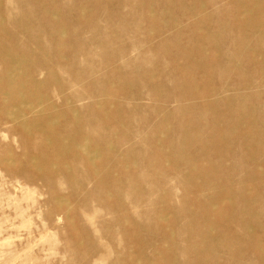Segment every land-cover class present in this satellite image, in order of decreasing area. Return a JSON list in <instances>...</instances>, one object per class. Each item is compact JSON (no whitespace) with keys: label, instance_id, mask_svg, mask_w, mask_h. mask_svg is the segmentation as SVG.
Here are the masks:
<instances>
[{"label":"rangeland","instance_id":"1","mask_svg":"<svg viewBox=\"0 0 264 264\" xmlns=\"http://www.w3.org/2000/svg\"><path fill=\"white\" fill-rule=\"evenodd\" d=\"M246 10L256 21L239 26ZM205 33L213 53L185 72L181 49ZM208 96L219 140L231 133L219 151L206 146L196 172L215 166L227 198L210 202L214 220L238 230L249 223L243 174L264 181V148L256 163L244 143L264 141V0H0V264H192L203 212L182 211L188 170L168 164L200 156V144L181 147L186 133L212 131ZM251 192L264 228V182ZM230 263L264 255L245 247Z\"/></svg>","mask_w":264,"mask_h":264},{"label":"bare ground","instance_id":"2","mask_svg":"<svg viewBox=\"0 0 264 264\" xmlns=\"http://www.w3.org/2000/svg\"><path fill=\"white\" fill-rule=\"evenodd\" d=\"M246 13L240 12L238 14L239 18L244 20V22H239V26H249L250 23L255 22L256 20H252L248 17ZM248 41L246 38L243 39L241 45L247 44ZM214 42L213 39L208 36L207 33L202 37L199 36V41L193 46L191 49L183 48L181 49V55L184 62L181 64L184 67L185 72H189L190 66H202L203 61L208 60L207 56L213 53ZM196 53V56H193L192 52ZM185 61H189L187 64ZM246 63H251L250 60H247ZM237 71L234 72L236 74ZM192 89V88H190ZM202 96L201 92H194L191 96V99H195L197 96ZM241 94L238 95V98ZM12 101H20L22 96H17V94H13L10 96ZM209 108L207 110V115L210 118L213 128L212 131L208 135H200L196 133L188 134L186 133L187 141L182 145L181 150L188 151L193 147L194 144H200L201 152L199 157H190L184 156L182 154H178L173 157L171 163L168 164L170 168H173L178 162H183L185 164L186 169L188 170L187 174H182L179 177V184L184 190V206L182 211L188 215H191L193 212H203L202 220H204L203 230L200 232V238L195 244L189 243V249L195 255L192 264H219L221 261L226 259L227 264H231L230 261L234 260V258H238L242 253V250L245 247H249L256 251L259 257L264 255V228L259 224L258 219L256 217V213H254L252 209V205L254 200L256 199L252 195L251 192L252 186L255 183L264 182L260 173H255L256 175L252 176L250 172H245L243 177L247 182L244 192L238 194V198L243 201V209L245 210L246 217L249 220L248 226H243L241 222H237L238 230L229 229L228 223L233 224V218H228L227 222H217L214 220V217L219 214L216 206L212 205L210 202L215 200L218 197L227 198V191L221 188H217L219 173H216L215 166L212 165L209 161L203 164V168L206 170L207 174L204 177L198 176L196 172V167L199 164L201 158L205 157L206 154V146L212 147L215 150H220L221 144L226 143V137L231 133L230 130H226L224 135L218 138L217 128L221 125L222 118L221 116L215 112L211 105H213V101L209 100V96L206 100ZM227 111V109H226ZM101 113L108 120H115L116 112L112 111L110 107H103L101 109ZM236 117L231 118L229 123L232 125L234 129H238L243 125V117L242 114L237 110L235 111ZM249 121L252 123L254 128V123L252 119L249 117ZM189 125V123H188ZM35 127L39 129L41 132V136L46 137L48 140H52V143H47L48 147L54 150L53 136L54 133H50L48 130V126L45 121L40 119L36 120ZM245 144L248 152L245 154H249L250 159L256 163L260 161V153L261 151L258 148H264V141L257 142L255 144L252 143V140L258 136H246ZM71 146L70 144L59 143L57 146L60 150L68 149ZM76 147L80 149V146L76 144ZM61 153V152H60ZM221 153V152H220ZM58 159V158H57ZM42 163V161H41ZM256 172H259V168H257ZM204 187L212 190V194L209 198L198 194L201 189ZM197 193L199 197L194 194ZM253 228L255 230V234L250 235L249 229ZM240 230H245L243 234ZM222 263V262H221Z\"/></svg>","mask_w":264,"mask_h":264}]
</instances>
